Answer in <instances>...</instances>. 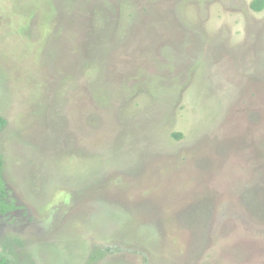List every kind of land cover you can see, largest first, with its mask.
<instances>
[{"label":"rangeland","instance_id":"374dc122","mask_svg":"<svg viewBox=\"0 0 264 264\" xmlns=\"http://www.w3.org/2000/svg\"><path fill=\"white\" fill-rule=\"evenodd\" d=\"M252 1L0 0L1 257L264 264Z\"/></svg>","mask_w":264,"mask_h":264},{"label":"trees","instance_id":"16d2710c","mask_svg":"<svg viewBox=\"0 0 264 264\" xmlns=\"http://www.w3.org/2000/svg\"><path fill=\"white\" fill-rule=\"evenodd\" d=\"M250 8L256 12L261 11L264 8V0H253L250 4ZM5 124H6V120L0 116V131L2 130V128L4 127ZM173 136L175 138H180L181 134L178 133V134H174ZM1 168H2V162H1V158H0V215H3V214L10 211L9 209L11 206H9V209H8V205L4 204L5 202L2 199L4 196H3V191H2L3 190V185H2L3 181H2ZM103 248H105V249H103ZM103 248L94 247V249L92 250V253L89 257V264H92L93 260L95 258H99V256H101V257L104 256L103 252L107 249V247L103 246ZM104 258H102V259H104ZM0 264H10V261L6 257L0 256Z\"/></svg>","mask_w":264,"mask_h":264}]
</instances>
